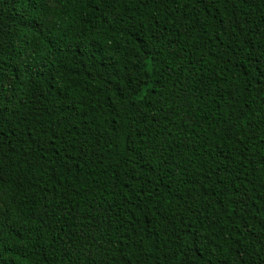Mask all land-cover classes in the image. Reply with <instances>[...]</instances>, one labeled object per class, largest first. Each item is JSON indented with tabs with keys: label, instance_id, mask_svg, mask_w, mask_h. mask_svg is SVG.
<instances>
[{
	"label": "trees",
	"instance_id": "16d2710c",
	"mask_svg": "<svg viewBox=\"0 0 264 264\" xmlns=\"http://www.w3.org/2000/svg\"><path fill=\"white\" fill-rule=\"evenodd\" d=\"M0 264H264V0H0Z\"/></svg>",
	"mask_w": 264,
	"mask_h": 264
}]
</instances>
